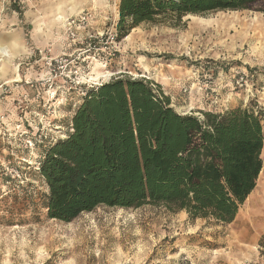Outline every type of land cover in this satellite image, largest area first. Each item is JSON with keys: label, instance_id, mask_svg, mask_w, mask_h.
<instances>
[{"label": "rangeland", "instance_id": "374dc122", "mask_svg": "<svg viewBox=\"0 0 264 264\" xmlns=\"http://www.w3.org/2000/svg\"><path fill=\"white\" fill-rule=\"evenodd\" d=\"M118 1L0 0V40L24 45L7 74L0 67V264H264V176L226 226L150 205L99 207L70 223L41 209L35 142L63 137L83 88L146 79L178 114L249 107L264 133L263 12L143 24L116 42ZM57 7L64 19L48 34ZM261 159L264 175V143Z\"/></svg>", "mask_w": 264, "mask_h": 264}, {"label": "trees", "instance_id": "16d2710c", "mask_svg": "<svg viewBox=\"0 0 264 264\" xmlns=\"http://www.w3.org/2000/svg\"><path fill=\"white\" fill-rule=\"evenodd\" d=\"M228 11L264 13V0H119L115 39L143 24ZM200 114H178L146 79L83 88L63 137L35 142L46 218L70 223L99 207L150 205L231 224L262 170L263 114L241 106Z\"/></svg>", "mask_w": 264, "mask_h": 264}, {"label": "bare ground", "instance_id": "6f19581e", "mask_svg": "<svg viewBox=\"0 0 264 264\" xmlns=\"http://www.w3.org/2000/svg\"><path fill=\"white\" fill-rule=\"evenodd\" d=\"M53 13H54L53 16H52L53 19L51 20V22H49V31H48V34L51 33V31L53 29L54 22H56V21L59 22L60 20L64 19V15H63V11H62L61 7H57L56 11H54ZM234 13L235 12H233L232 14H234ZM203 23H205V22H203ZM53 36L54 35L52 34V39H53ZM14 37L16 38V35L11 36V38L8 41H6V42H3V41L0 40V43L1 44H4V45H1L0 46V55L3 58H6V60H2V61L0 60V67H1V70H2V72L4 74H7L6 72H7L8 68H9L10 64H12L11 63V60L14 57H16L18 54H20L23 51V49H24V45L22 44V41L19 38L15 39ZM99 76L100 75H97L96 79H98ZM261 176H262V178L264 176L263 175V168H262V170L260 172V175L258 177V181L257 182H259V178ZM256 189H257V186H256ZM251 194L248 197V199L246 200V202L248 201V203H250V201H251Z\"/></svg>", "mask_w": 264, "mask_h": 264}, {"label": "built area", "instance_id": "2783aa9c", "mask_svg": "<svg viewBox=\"0 0 264 264\" xmlns=\"http://www.w3.org/2000/svg\"><path fill=\"white\" fill-rule=\"evenodd\" d=\"M86 21V17H81L79 20H76V23H83V22H85ZM66 23H67V26L69 27V29H70V27H71V24H74L75 25V22L73 21V20H71L70 22H68V20L66 21ZM72 36H73V33L71 32L70 33ZM109 36H110V39H112V40H114V38H115V34H109ZM55 63H57V60H50V62H49V64H48V66L49 67H52V69H53V64H55ZM95 85H98V84H94V86Z\"/></svg>", "mask_w": 264, "mask_h": 264}, {"label": "crops", "instance_id": "0c3cea01", "mask_svg": "<svg viewBox=\"0 0 264 264\" xmlns=\"http://www.w3.org/2000/svg\"><path fill=\"white\" fill-rule=\"evenodd\" d=\"M56 26H57V24H56ZM56 26H55V27H56ZM52 30H53V29H52ZM42 31H43V30H42ZM49 39H50V38H49ZM1 79H4V78H1Z\"/></svg>", "mask_w": 264, "mask_h": 264}]
</instances>
